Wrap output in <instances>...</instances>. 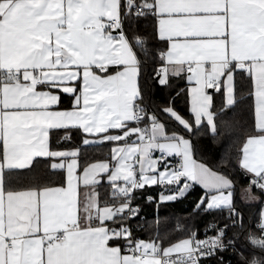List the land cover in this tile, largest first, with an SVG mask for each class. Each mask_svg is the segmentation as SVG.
<instances>
[{"label": "snow or ice", "instance_id": "6c2138e0", "mask_svg": "<svg viewBox=\"0 0 264 264\" xmlns=\"http://www.w3.org/2000/svg\"><path fill=\"white\" fill-rule=\"evenodd\" d=\"M0 264H264V0H0Z\"/></svg>", "mask_w": 264, "mask_h": 264}, {"label": "trees", "instance_id": "16d2710c", "mask_svg": "<svg viewBox=\"0 0 264 264\" xmlns=\"http://www.w3.org/2000/svg\"><path fill=\"white\" fill-rule=\"evenodd\" d=\"M178 89H185L186 83L184 81H176L175 82ZM167 92H163L157 96V99L167 98ZM177 109L182 113L186 114L189 108V102L186 92H182L179 97L175 100ZM171 131V128H169ZM63 131H59V136L63 137ZM53 140H56V137H53ZM62 144L69 143L66 140L59 141ZM200 145L196 158L200 159L203 162L209 163H218L219 161V153L215 151V146L211 142V138L208 136H201L198 140ZM110 146H105L100 150H92L89 151L88 156L90 160H98L104 159L107 156ZM238 184L236 188V199L239 203L240 201V190L246 186L247 178L246 177H239ZM101 191H104L103 189ZM152 194V196L156 197L158 200L160 190L157 188H150L148 190ZM202 194V189L199 186H196L194 190H192L186 197L178 198L174 202H165L159 204L148 203L146 200L141 201L143 212L145 213V219L141 221L143 223L144 232L143 235L147 237L148 235L154 234L159 228L160 232L163 233L166 230L174 229L179 222L181 225H187L190 222H194L197 227L203 231V226L207 222V219L210 217L205 218L204 216H194L193 213V206L195 201L198 197ZM244 207V205H241ZM246 211L252 210L255 211V206H252L251 209L245 208ZM158 212V215L156 213ZM180 235L179 232L174 234L175 236Z\"/></svg>", "mask_w": 264, "mask_h": 264}, {"label": "built area", "instance_id": "2783aa9c", "mask_svg": "<svg viewBox=\"0 0 264 264\" xmlns=\"http://www.w3.org/2000/svg\"><path fill=\"white\" fill-rule=\"evenodd\" d=\"M147 195H152L150 192H147ZM141 221H143L145 219V213L142 211L141 214Z\"/></svg>", "mask_w": 264, "mask_h": 264}, {"label": "crops", "instance_id": "0c3cea01", "mask_svg": "<svg viewBox=\"0 0 264 264\" xmlns=\"http://www.w3.org/2000/svg\"><path fill=\"white\" fill-rule=\"evenodd\" d=\"M156 155H158V153H156ZM150 188H156V189L158 188V189L161 191V189H160L159 187H157V186H151ZM150 188H149V189H150ZM241 190H242V189H241ZM241 190H240V196H241Z\"/></svg>", "mask_w": 264, "mask_h": 264}]
</instances>
